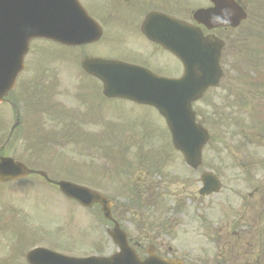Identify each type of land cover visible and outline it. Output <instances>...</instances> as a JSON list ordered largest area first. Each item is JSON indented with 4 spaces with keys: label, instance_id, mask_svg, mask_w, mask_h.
Wrapping results in <instances>:
<instances>
[{
    "label": "rangeland",
    "instance_id": "1",
    "mask_svg": "<svg viewBox=\"0 0 264 264\" xmlns=\"http://www.w3.org/2000/svg\"><path fill=\"white\" fill-rule=\"evenodd\" d=\"M241 1L247 6L249 16L243 23V25L239 29L234 31L233 53L230 56L226 57L224 60L225 69L227 73L231 74H233L232 70H235L234 72L238 73L240 69L246 71L247 69L255 71L256 66L264 63V3L263 1L261 3L257 0ZM42 46L44 48H47L49 51L54 48L53 44H51L50 42H43ZM255 58H257V60H255ZM238 73L234 74L237 75ZM256 87L257 94H260L261 99L264 98V86L261 84V81L257 82ZM259 87L260 90L258 91ZM202 104L203 103H200L198 104V106ZM245 111H247L250 115V117L247 119V123L249 125L255 126L263 119V113H260L254 108H250ZM135 121L136 120H134L133 122ZM147 126L149 129L153 130L155 127L154 121L148 122ZM242 127L249 128L250 126L240 121V119H234V122L227 119L220 120L218 122L214 141L211 142L203 152V165L199 169V172L205 169L212 168L219 170L223 176V186L218 194L212 195L211 197L203 200V206L201 208L202 213H198L195 211V213L191 215L188 210H185L187 207L184 199L185 195L188 193L190 195L189 198L193 199L198 196L197 189L199 187V184L197 178H195V175H193L192 173L190 175V172H187L184 166H180L178 168L180 169L181 173L180 175L177 174L179 180L168 183V187H163L164 182L162 179L158 181L160 183L159 185L153 181L146 183V178L144 176L149 173L152 174V172H149L147 170V166L149 165L151 167V165L154 166V164L149 160L141 161L140 157L138 158L139 165L135 169V173H139L140 176H143V179L137 181V186L144 187L147 185V193L150 194L154 199V209L158 205L163 203L164 197H167L168 207L173 206L176 203L177 199L180 198V196L184 197L183 211L180 212L178 210V212L173 211L171 214H166V211L163 210L158 214H153V221L157 224H161L163 222L162 218L160 217L161 214H165L163 215V218L168 217V220H170L171 222H175L170 231L163 230L160 234H157L160 237V241L174 248L179 245L190 248V250H199V253L203 260V264H216L220 261L224 262L225 264H246L247 261H254L257 254L259 253V248L256 245L258 239L256 236L251 235V231L254 225L253 220L264 222V214L261 212V210L260 214L253 213L248 218V220L247 217L244 216V218L246 219L245 226L247 227L246 232L248 235V242L243 247H241L239 251H224L223 249L221 250V240L223 239L225 234V232L222 231H226V229L220 231L221 234L217 236L221 238L220 240H217L211 235V231L218 229L216 225L220 226L221 223H223V218H229V222L227 225L229 226L232 223V216L235 213L236 216L233 217L240 216L239 211L240 209H242L241 205L245 207V203L243 205L241 200L245 197H248L247 190H250L252 188V186L247 187L248 184H246L243 179L235 178L234 180H232L227 172L228 164L238 162L237 157H240V159H242L243 153L250 154L256 159H259L262 155V150L259 147L251 145L240 147L238 148L239 150H237L238 138L240 135V129ZM110 128L112 131L118 132V134L123 138L127 134H129V136L133 135L134 137L138 138L142 135V131H140V124L132 123V121L125 118H118ZM252 130L255 136L261 138V140L264 139L263 134L257 128L252 127ZM153 141L155 142V137L153 138ZM166 141V139L161 138V142L165 143ZM120 143H118V146H113L110 150L107 151L119 157V160H123L122 157L129 156L130 153L124 149V146H120ZM127 147L136 148V145L135 143H130ZM95 148H98L97 144L90 143L91 151L86 152V154L90 153V155L78 156L73 154H66L64 152L58 156L57 160L59 163L72 165V167L76 164H81L86 168L97 169L98 161L95 156H93V158L95 159L91 158V156L99 154L101 152L92 154L94 151L98 150ZM157 150H161L160 144L157 147ZM169 158L177 163H181L178 157ZM165 171H170V168L165 167ZM81 173L82 171L76 172V176L81 175L85 179L86 174ZM255 177L256 182L252 185L258 186L259 181L257 173H255ZM99 178L103 183V187L96 186V189L106 193L107 195H113L114 192L112 190L116 185L114 181L116 180V178L113 179L112 177L105 175L100 176ZM190 179L191 182L188 183V180ZM10 188L11 187H4L0 190V203H3L4 200L9 201L10 199H13L16 202V205H18V202L20 201L19 188L16 187L14 189H11V193L9 192ZM20 188L24 190L22 194L27 195L25 196L26 199L34 200L38 198L40 200L38 202H40L41 204L49 205V203L44 201L47 196H51H49L44 190L31 187L27 184V182L22 184ZM179 189H183L186 193L182 192V194L178 196ZM240 197L242 199H240ZM56 200L57 201H55V203L58 204L61 208L66 206V201L64 199L56 198ZM118 201L121 202L122 200L119 199ZM30 203L32 202H26V208L30 212L28 217L33 218L35 217L37 209ZM204 207L206 208V210H204ZM177 209L178 207H176V210ZM141 210L142 215L140 216H146V211H144L143 209ZM42 212H52V210L49 208L42 210ZM57 214H59L57 218L61 216L60 211ZM196 215H198V217H206L204 218L203 227L198 221V217H196ZM247 221L250 224H247ZM174 227H177L180 230V233L176 234V230L174 229ZM240 227H244V224L240 223ZM28 228L33 229L32 233H40V231L43 232L47 227L28 225ZM48 234L57 235L61 242L65 241L74 245L84 244L93 236L90 231L80 230L77 228H71L68 231L63 230L62 233L53 232ZM245 236L246 234L244 235V237Z\"/></svg>",
    "mask_w": 264,
    "mask_h": 264
},
{
    "label": "water",
    "instance_id": "2",
    "mask_svg": "<svg viewBox=\"0 0 264 264\" xmlns=\"http://www.w3.org/2000/svg\"><path fill=\"white\" fill-rule=\"evenodd\" d=\"M45 3V4H44ZM51 0H44L40 6H37L35 0H0V67H5L8 70V60L13 62L14 56L12 52L21 54V49L23 47V42L35 35L52 37V29H46L45 25H50V20L48 18V13L51 10ZM76 7V6H75ZM77 8V7H76ZM236 8V21L233 23L237 24L239 19L244 18V14L238 8ZM15 23L17 32L22 38L23 42H17V47H13V43L17 38L13 36L10 31V25ZM5 64V65H4ZM201 69V68H200ZM201 72L202 69H201ZM190 82L191 78H184L181 83L183 84H172V88L176 89L180 94L184 93V96H188L190 93ZM8 86V83L2 84L1 92H3ZM10 163L7 160H2L0 162V176L7 177V168ZM76 190L65 188V193L75 197ZM114 264H137L132 262L128 258H123L117 260ZM148 264H154L148 262ZM166 264V263H159Z\"/></svg>",
    "mask_w": 264,
    "mask_h": 264
},
{
    "label": "flooded vegetation",
    "instance_id": "3",
    "mask_svg": "<svg viewBox=\"0 0 264 264\" xmlns=\"http://www.w3.org/2000/svg\"><path fill=\"white\" fill-rule=\"evenodd\" d=\"M155 0H148V2H150V4H152L153 2H154ZM160 1V0H159ZM136 3L137 4H139V2L138 1H136ZM142 6H143V4H142ZM140 13H141V11H139V10H137V11H135L133 14H134V16L135 17H138L139 15H140ZM156 60H158V59H153L152 60V63H151V65H150V67L152 68V69H155L156 68ZM164 63V62H163ZM164 68H166L167 70H169V65L168 64H165L164 63V65H162ZM22 252H23V248L21 247V248H19V249H13V250H11L10 251V254H11V256H12V258L13 259H11V262H13V263H22L23 262V260H22Z\"/></svg>",
    "mask_w": 264,
    "mask_h": 264
}]
</instances>
